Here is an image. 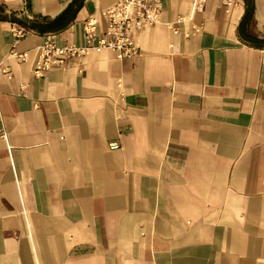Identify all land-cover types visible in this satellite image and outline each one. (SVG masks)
<instances>
[{"label": "crops", "instance_id": "crops-1", "mask_svg": "<svg viewBox=\"0 0 264 264\" xmlns=\"http://www.w3.org/2000/svg\"><path fill=\"white\" fill-rule=\"evenodd\" d=\"M73 1L0 0V264L263 262L264 0H160L139 57L35 78L118 0Z\"/></svg>", "mask_w": 264, "mask_h": 264}, {"label": "built area", "instance_id": "built-area-1", "mask_svg": "<svg viewBox=\"0 0 264 264\" xmlns=\"http://www.w3.org/2000/svg\"><path fill=\"white\" fill-rule=\"evenodd\" d=\"M205 0H198L196 8L203 9ZM230 0H226V6ZM160 0H118L112 7L101 12L104 28L98 29L96 18L89 16L82 23L83 45L57 46L54 37H46L43 43L37 48L38 56L34 63L33 74L35 78H41L53 68H62L70 60L84 57L90 53L99 54L109 51L115 54L118 60L133 59L141 55L140 48L132 38L133 32H140L147 28L160 24L161 15ZM184 22L178 18L174 22L165 25L173 34L179 33V26ZM199 28L193 27L194 32ZM10 33L17 43L25 37V32L19 27L13 26ZM9 57L18 63H25L28 60V53H17L13 49ZM8 75V71L4 70ZM1 137L4 138V135ZM110 150H117L116 144L109 146ZM260 264H264V261Z\"/></svg>", "mask_w": 264, "mask_h": 264}, {"label": "trees", "instance_id": "trees-1", "mask_svg": "<svg viewBox=\"0 0 264 264\" xmlns=\"http://www.w3.org/2000/svg\"><path fill=\"white\" fill-rule=\"evenodd\" d=\"M78 1H79V0H74V1L72 2V4H70L69 7L67 8V11L69 12V10H71V7H72L73 5H75V4H77ZM250 10H251V7L248 9V11H246V16L248 15L247 12L249 13ZM67 11H66V12H67ZM60 18H61V17H60Z\"/></svg>", "mask_w": 264, "mask_h": 264}]
</instances>
